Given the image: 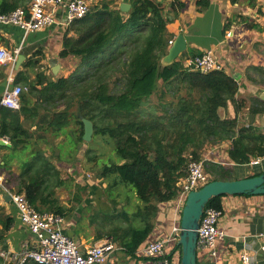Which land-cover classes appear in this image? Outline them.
Segmentation results:
<instances>
[{
	"label": "trees",
	"instance_id": "obj_1",
	"mask_svg": "<svg viewBox=\"0 0 264 264\" xmlns=\"http://www.w3.org/2000/svg\"><path fill=\"white\" fill-rule=\"evenodd\" d=\"M209 5V0L199 2L201 11ZM17 7L9 5L0 9V14ZM168 23L163 5L156 0H131L128 12L109 7L89 11L85 18L71 24L79 37L67 38L61 52L62 58L73 56L80 60L73 74L50 81L43 73L27 84L29 94L39 101L43 99V130L73 134L82 144L84 118L93 122L96 135L116 141L120 162L106 164L99 177L112 180L107 181L105 191L111 192L122 184L132 188L138 204L133 211L125 207L118 212L113 209L112 214L101 213L110 223L100 226L96 239H113L134 256L155 228L159 205L178 197L180 180L187 176L192 162L201 161L208 144L230 140V157L239 164L250 163L248 150L240 143L251 130L236 132L237 117L223 119L219 114L230 102L238 114L242 106L236 98L238 83L224 71L204 75L189 70L181 60L161 68L170 45ZM103 53L107 54L104 60ZM258 70L260 74L264 72ZM160 81L167 87L178 82L173 90L179 94L178 89L184 87L188 97H180L175 107L152 109L148 101ZM38 85L43 86L42 90L37 89ZM28 96H21L20 111L0 108V136L14 141L24 131L22 119L39 117L40 103L29 107ZM72 124L78 128L72 130ZM3 161L0 167L7 173L5 186L24 195L40 213L65 218L83 200L78 197L75 207L61 204L58 190L66 181L54 159L45 153L24 165L17 177L9 171L10 160ZM204 169L209 182L237 180L226 167L204 163ZM80 190L83 196L86 190ZM223 197L212 199L207 207L222 211ZM11 224V218L3 222L0 243Z\"/></svg>",
	"mask_w": 264,
	"mask_h": 264
},
{
	"label": "crops",
	"instance_id": "obj_2",
	"mask_svg": "<svg viewBox=\"0 0 264 264\" xmlns=\"http://www.w3.org/2000/svg\"><path fill=\"white\" fill-rule=\"evenodd\" d=\"M86 1L90 12L102 7L121 10L122 4H129L131 8V0ZM156 1L163 5L165 16L169 20L167 31L170 36V45L167 53L176 38L183 35L187 49L178 61L181 60L186 67L191 58L211 50L224 66V72L239 85L236 98L242 106L238 114L235 105L231 102L226 108H221L219 114L223 119L237 117L236 132L243 129L251 130L249 136L240 143L248 150L250 163L239 164L230 157V151L233 149V142L230 140L208 144L202 151L201 162L226 167L233 171L237 179L251 178L257 173H264V83L262 82L264 72L260 74L258 70L264 69V0H237L235 3L233 0H209L210 5L202 11L199 7L201 0ZM32 2L33 0H0V9L4 10L9 5L15 4L18 5L17 8L26 9ZM3 3H5L4 6H2ZM10 12H6V14ZM55 17L57 22L54 25L26 36L18 27L0 25V49L10 52L19 49L17 59L19 56L23 57L17 69L16 62L0 64V84L8 81L12 76L14 84L26 88L22 95L24 93L29 95V107H34L37 102L40 103L39 117L34 120L22 119L24 131L14 141L8 136H0V166L4 164V158L9 159V171L13 173L14 177H17L24 165L33 161L41 152L52 157L60 169L64 167L63 164L66 165L62 155L63 146L72 150H76L78 147L75 151L76 154L74 153L72 156V158L76 157L77 163L80 162L85 152L95 151V148L90 147L93 139L91 142L84 141V145L80 149L77 136L73 134L57 135L51 130H43V121L40 122L41 119L43 120V99L41 98L39 101L35 96L29 94L27 84L35 82L38 75L44 73L50 81L68 78L73 74L72 72L80 61L73 56L61 57L65 40L69 37L78 38L79 36L71 28V25L65 24V9L57 8ZM229 33L232 34L231 37H228ZM160 64L161 68L166 67L162 60ZM161 84L163 89L159 92L158 88ZM164 85L160 81L156 92L148 101V106L152 109L164 106L175 107L179 98L184 97L180 93L178 94L177 90L165 88ZM42 88V85L37 86L38 90H42ZM166 97L171 99L168 100L169 98L166 99ZM186 97L188 96L186 95ZM20 109L13 111H20ZM74 126L71 125L72 130H74ZM74 141H76L75 145ZM13 143H16V146H13ZM256 160L261 161L259 165L252 164ZM74 170L68 168L65 171L72 174ZM76 170L79 172L77 175L83 177L85 172L79 166L76 167ZM0 177L4 181L2 184L5 185L7 173L2 167H0ZM62 177L66 181L63 172ZM82 187L88 189L86 185ZM62 188L58 190V195ZM94 191H96L95 188L87 190V193ZM6 195L8 194L0 185V230L7 218L12 219V224L0 243V253L6 252L12 255V253L20 252L24 245H31L34 242V237L22 224L15 205L6 198ZM91 197H84L85 201H81L79 206L76 205L77 217L69 215L64 218L63 231L76 238L83 249L91 245L86 242L88 241L87 237L90 236H84L82 231L84 228L81 226L79 211L93 203L88 200ZM60 201L62 205L68 206L66 202H62L61 199ZM183 207L177 198L160 204L155 228L144 244L169 238L173 229L180 227ZM219 228L224 236L217 242V257L211 259L206 251L198 250V264H237L241 260L242 253L246 251L259 264H264V195L224 196ZM105 239L98 240L95 245ZM118 245L121 250L116 251L107 264H153V259L141 258L136 254L135 256L130 255L119 242ZM178 246V242H171L167 245V250L174 259L173 264H181V250L178 249ZM0 264H7L2 256H0Z\"/></svg>",
	"mask_w": 264,
	"mask_h": 264
},
{
	"label": "built area",
	"instance_id": "obj_3",
	"mask_svg": "<svg viewBox=\"0 0 264 264\" xmlns=\"http://www.w3.org/2000/svg\"><path fill=\"white\" fill-rule=\"evenodd\" d=\"M63 8L66 11V25H71L81 20L89 13L90 8L86 0H33L31 5L17 8L8 14H0V25H11L18 27L28 35L40 31L57 22L55 11ZM231 33L228 37H231ZM19 49L13 52L0 49V64H14L17 60ZM186 68L199 71L207 75L214 72L224 71V66L216 58L213 51L208 50L201 55L191 58ZM26 90L22 86L14 84L12 76L8 79V86L0 98V108L19 110L21 108V96ZM261 161L256 160L252 164L259 165ZM0 177L2 189L11 196L22 224L34 237V242L24 245L20 252L12 255L2 252L7 264H107L114 253L121 250L118 243L113 239H105L99 244L82 248L78 240L63 231L65 219L54 213L38 212L25 198L24 195L14 193L4 184ZM209 183V176L205 172L203 162H192L188 173L180 183L178 202L184 206L188 194L198 191ZM221 212L213 207H206L198 229V250L208 253L211 259L217 257V242L224 236L219 228ZM181 228L175 227L172 235L167 239H161L145 244L136 252L141 258L153 259V264H173L174 259L167 250L171 242H178ZM237 264H259L249 252L241 255Z\"/></svg>",
	"mask_w": 264,
	"mask_h": 264
},
{
	"label": "rangeland",
	"instance_id": "obj_4",
	"mask_svg": "<svg viewBox=\"0 0 264 264\" xmlns=\"http://www.w3.org/2000/svg\"><path fill=\"white\" fill-rule=\"evenodd\" d=\"M107 55V54H106ZM105 53L101 54V58L104 60L106 58ZM78 67V66H77ZM76 70V69H75ZM74 70V71H75ZM73 71V72H74ZM72 72V73H73ZM178 85V82H175L172 86H166L165 88H171L176 89ZM158 88L159 92L163 89V85L161 84ZM179 93L186 97L187 95V89L184 87H180L178 89ZM158 95V92H157ZM196 95V94H195ZM158 97V96H157ZM169 98V99H168ZM166 99L170 100V97H166ZM176 100V99H174ZM172 101V100H171ZM160 111L161 108H156ZM160 114V113H158ZM74 125V124H73ZM78 128L77 125L74 126V129ZM93 142L90 143V147L95 148L94 152H85L83 154V157L80 159V162L75 161V156L72 158L73 154L77 151L72 150L71 148L62 147V155L65 158L66 165L63 164L64 167H61L60 170L63 172L64 177L66 178L65 186L61 189L59 197L62 200V202L67 203V207H75L77 203V199L79 198H88V200L92 201L93 203L88 204L84 209L80 210V221L81 226L84 228L82 231L84 232V236H90L87 237L86 241L87 243H90L91 246L95 245V242L98 240L96 239V236L98 234V229L102 224L110 223L108 222V219H103V214L101 213H107L112 214L113 209L117 208L115 211H119L126 207V209L133 211L138 204L135 192L132 188H127L124 184L117 186L114 188L113 191H105L108 187V182L110 181L112 183L111 179L102 180L100 179L99 175L102 172L103 167L111 163H119L120 162V156L118 153V146L114 139L109 138V136H101L96 135V131L94 128V135H93ZM84 143L80 144V149L83 147ZM89 147V146H87ZM79 154V153H78ZM82 154V153H81ZM69 160V161H67ZM61 163V161H59ZM79 166L82 171H84V175L78 176L76 167ZM71 168L76 171L71 174V172H66L65 170ZM81 172V171H80ZM235 177V175H234ZM78 179H80L78 181ZM105 184V185H104ZM83 185L88 186L87 190L96 189V191L92 193H87V190L85 191V194L82 196L80 188H82ZM106 187V188H105ZM85 198L82 200V202L85 201ZM81 202V203H82ZM79 206V205H78ZM74 211L71 212L70 216L77 217L76 214L78 212L75 208H72ZM93 222V223H92ZM89 238V239H88ZM106 238V237H105ZM94 244V245H93Z\"/></svg>",
	"mask_w": 264,
	"mask_h": 264
},
{
	"label": "water",
	"instance_id": "obj_5",
	"mask_svg": "<svg viewBox=\"0 0 264 264\" xmlns=\"http://www.w3.org/2000/svg\"><path fill=\"white\" fill-rule=\"evenodd\" d=\"M129 9V4L121 5V11L128 12ZM186 49V40L183 35H179L168 53L162 58L163 65L174 64ZM21 59L23 57L19 56L16 60V69ZM7 86L8 81L0 84V98ZM82 120L84 123L83 140L91 142L94 135V124L90 120L84 118ZM227 195H264V173L245 179L212 181L200 190L188 194L181 214V234L178 241L181 247V264H198V229L204 210L212 199ZM6 198L11 200L10 195H6Z\"/></svg>",
	"mask_w": 264,
	"mask_h": 264
}]
</instances>
